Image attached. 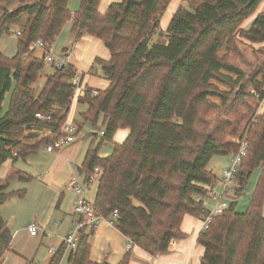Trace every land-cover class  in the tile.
<instances>
[{"label":"trees","instance_id":"1","mask_svg":"<svg viewBox=\"0 0 264 264\" xmlns=\"http://www.w3.org/2000/svg\"><path fill=\"white\" fill-rule=\"evenodd\" d=\"M171 1L117 0L101 12L102 0H79V10L72 12L71 0H0V169L62 140L77 72L70 65L50 67L37 91L46 64L32 47L39 41L54 44L73 23L72 36L94 37L111 53L108 61L97 59L92 70L101 69L109 88L96 97L86 89L78 101L87 110L74 122L77 135L87 124L104 134L83 164L89 176L95 168L103 171L95 211L108 220L118 211L113 225L131 244L153 257L167 254L173 240L185 237L184 219L206 215L197 199L207 197L217 180L208 168L212 159L239 154L247 141V155L234 176L235 200L227 214L213 219L199 235L205 248L200 264H264V110L259 112L264 99V0H186L189 10H179L167 35L162 34L166 44L151 45ZM23 15L27 20L17 36V53L9 58L1 51V39L11 34L9 23ZM122 129L129 135L115 144ZM106 143L114 149L102 157ZM256 171L250 204L240 214L239 199ZM18 179L30 183L34 177L18 170L0 179V264L13 241L1 208ZM26 193L24 189L17 196ZM91 236L81 231L66 264H107L91 261ZM66 251L62 245L51 264H62ZM130 257L129 251L121 264H130Z\"/></svg>","mask_w":264,"mask_h":264},{"label":"crops","instance_id":"2","mask_svg":"<svg viewBox=\"0 0 264 264\" xmlns=\"http://www.w3.org/2000/svg\"><path fill=\"white\" fill-rule=\"evenodd\" d=\"M104 6L105 5H103V0H102L100 6L101 12H106L107 9L109 8L108 6L105 7ZM78 10L79 9H73L72 12H77ZM260 12H264V5L262 6V8H260ZM72 26L70 27L69 30L71 39H69L68 37L66 39V41L69 42L68 45H64V43L62 44L60 42L61 39L59 40V38H57V41L54 43L52 50L54 51L58 46L59 48L57 51L58 53H60L59 54L60 57L68 59L69 65L72 68H75L77 72V76L74 82L79 83L80 90L84 91L86 89L87 90L95 89L98 91H105L106 89L109 88L110 82H108L106 78H103V74L101 71L96 70V72L92 73V70L94 68L93 65L97 59L108 61L111 58V53L106 48L105 44L102 43V41L94 37H91L89 35L88 36L84 35L80 37V39H77L74 36H72L71 34ZM21 30L22 29L11 30V34L14 35L16 34V32H20ZM1 40H2L1 51L3 55H6L9 58L10 57L13 58L14 57L13 55L17 53V48H18L16 40L14 43L10 42V45L9 44L4 45V40L3 39ZM3 50H5L8 54L3 52ZM36 54H38V56L41 55L39 51ZM79 97L80 96L78 95V98L75 100L74 105H72L69 115V122H75L76 120H78L76 119V114H80V116H82V114L85 113V111L87 110V107L78 101ZM78 121H81V119ZM94 136L97 137L98 134L95 133ZM123 136H125V134H123L122 137ZM73 143L63 146L62 149ZM94 145L96 147L99 144L95 143L91 145V147ZM112 145L114 149V144L112 143ZM62 149L55 150L52 152H49L48 149H46V152L60 153ZM106 149L107 147L105 148L104 145L101 147L100 156L103 155V152H105ZM86 154L87 153H85L84 155V159L82 163L80 165H77V168L75 169L76 175H73V177L68 181V187L71 188V191L75 194V196L73 197V201H75L77 195L73 187L70 186V182L76 179L77 183L84 190L83 194L86 201H88L90 204L93 205L95 203V197L99 186H98V181L92 183L89 180V173L86 172V170L83 167ZM59 157H61V155ZM6 164H4L3 167L0 169V171H2V173H0V179H3L9 175L18 172L15 169L14 163L10 170H6L5 167ZM215 176L217 180L221 179L222 177V176L218 177L217 175ZM45 186L46 187H41V185H38L37 187L40 193V201H42V203L45 204L48 203L51 205L44 206V209L42 210L41 213H44L45 215L48 214V216H50L52 212L49 210H52L53 207L52 204L56 203L55 197L59 194V192H57L53 187L49 185H45ZM29 191H31V188L29 189ZM15 192L16 191H12V193L14 194L4 202V206L1 208V215L3 219H4L3 212L6 209L7 217L4 220H6V222L8 223L9 230L13 236L11 251L6 254L2 263L24 264L25 262L27 264V262L32 260V262L35 264V261L38 258V254L41 249L37 248L35 253H32L27 251L28 248L26 247V245L32 240V238L39 236V234L32 236L28 232L29 226L34 225L35 223L39 227L40 232H44L45 239H49L50 236H53L52 239H54V243H56V245L51 246L46 253H43L40 257V260L38 261L40 264H51L52 263L51 261L56 255V253L59 251L60 248H62L65 237L68 236L70 231L74 228L73 226L76 224L77 221L76 216L74 215L73 210H71V216L73 218L72 224L70 220L67 219V217L62 218L59 216L61 220H59V222H55V228L53 229L51 227L46 226L43 218H41V216L39 215V212H37V215L35 213L34 216H32V219H34L33 221L31 219V221L25 222L24 218L16 213V203H11L9 201L11 197H15L17 195ZM23 199H24L23 201H25L26 198L24 197ZM73 204L75 205V202H73ZM57 214L59 215L65 214V216H67L68 212H62L61 208H58ZM201 223H202V219L200 218L197 219L192 216H187L184 219L181 227L183 234H185V237L182 240H173L171 242L172 244L167 254L157 255L153 257L148 253H146L144 250H142L140 247L138 248L134 245H131L129 239L123 236V234L119 230H117L114 227V225L104 222L98 227V229L94 230V232L85 230L87 233L92 234L90 240L92 246L91 261L98 263L106 262L107 264H121L124 261L123 259L125 258L126 254H128L130 251L131 252L130 264H200L203 258L202 256L205 251L204 246L201 245L200 242H198L199 235L201 234L200 230L202 228ZM129 246L132 247L129 248ZM70 253H71L70 249L66 251L65 256L62 260L63 262L62 264L67 263V259Z\"/></svg>","mask_w":264,"mask_h":264},{"label":"rangeland","instance_id":"3","mask_svg":"<svg viewBox=\"0 0 264 264\" xmlns=\"http://www.w3.org/2000/svg\"><path fill=\"white\" fill-rule=\"evenodd\" d=\"M32 1L33 0H26V2H32ZM115 1L117 0H103V5L108 6L109 3L111 4ZM17 5L18 3L13 4V6L10 7V10L16 8ZM168 5H169L168 8L163 12L161 17L162 22H161L160 34H158V36H154V38L151 40L150 43L151 45L166 44L167 40L166 38H162L163 37L162 34H166L167 28H169L174 15H176L177 12L181 9L189 10V6L187 5L186 0H172ZM69 8L71 9V11L73 9H79V0H72L69 5ZM26 20H27L26 15H23L20 18L13 20V22L9 23L10 29L16 30V29L24 28L25 26L24 24ZM254 20H255L254 16L251 17V20L246 23L247 25H245V27L248 28ZM72 25L73 23H69L58 37L59 40L61 39L60 42L62 44L64 43V45H68L69 43L66 41L67 37L71 39L69 30ZM2 39L4 40V45L5 44L10 45V42L14 43L15 40L17 42V45L19 43L16 34L14 35L10 34L9 36H4ZM256 47L259 48L258 46ZM58 48L59 47L57 46L54 51L52 50V52L53 54L59 57L60 53H58L57 51ZM3 52L8 54L5 50H3ZM36 55L38 56V54ZM95 67L98 66L95 65ZM45 69H46L45 72L42 74V79L37 83L36 86L37 91H40V89L44 86L46 75L50 74L53 70L52 68H50L49 65H46ZM98 70L101 71L99 67ZM8 105H9V95L6 97V102L4 104V111L7 110ZM263 110L264 108L261 109V112ZM76 119L78 120L81 119L80 114H76ZM70 123L76 126L74 122H70ZM101 124H102V120H100V122L98 123V127H102ZM95 133L98 134L97 137L94 136ZM123 134H125V136L122 137ZM128 135H129V130L122 129L120 132H118V134L114 138V142L116 144L121 145V143L124 142V140L127 138ZM76 137L77 138L74 141L75 143L63 148L60 153L59 152L47 153L46 149L43 148L38 153L32 155L28 160L26 161L20 160L18 161V163L15 164V169L17 171L22 170L21 172L24 171L23 173H26L29 176H35L34 177L35 179L33 180L35 182L32 181L30 183H24L19 179L13 181L8 191L9 193H12V191H16L15 193H17L18 195L19 191L24 189L28 190V193H26L27 196L26 195L24 196L26 198L25 201H23L24 197L21 198L18 197L17 195L15 197H11L9 200L11 203H16V213L18 215H21L24 218L25 222L31 221L32 216H34L35 213L37 215V212H39V215L41 216V218H43L46 226L51 227L52 229L55 228V222H59V220H61L60 217L62 218L67 217V219L70 220L71 224L73 223L71 210H73L74 213L73 197L75 196V194L71 191V188L68 187V181L73 177V175H76L75 169L77 168V165H80L82 163L84 159V155L85 153H87L91 145L95 143L100 144L103 142L102 141L103 136L101 135L100 130L95 129L89 124L85 125V129L83 130V132L77 135ZM104 146L105 148L107 147V149L105 152H103L102 156L107 157L112 152L113 145L111 143H106L104 144ZM60 155L61 157H59ZM232 159L233 156L231 155H226V157H222V156L214 157L208 167L209 171L212 172L214 175L221 177L222 172L231 165ZM12 165H13L12 161L7 162L5 166L6 170H10ZM0 173H2V171H0ZM258 175H259V171H256V173L251 179V183L247 189L246 194L241 198V200H239L238 207L236 210L240 214H242V212H245V210L250 204L252 197L251 195L256 185L257 182L256 180L258 178ZM38 185H41V187H46L45 185H49L53 187L57 192H59V194L55 197L56 203L52 204L53 206L52 210H49L52 212L50 216H48V214L45 215L44 213H41L42 210L44 209V206H49L51 204L48 203L45 204L42 203V201H40V193L37 188ZM30 188L31 191H29ZM234 195H235V189L233 187L232 190H230L229 192V197L232 200H235ZM58 208H61L62 212H68L67 216H65V214L64 215L57 214ZM3 213H4V219H6L7 217L6 209L4 210ZM33 220L34 219H32V221ZM75 226L76 224L73 227ZM38 233L39 236L32 238V240L26 245V247L28 248L27 251L32 253H35L37 248L41 249L38 254V258L35 261V264H40L38 261L40 260L41 255L43 253H46L51 246L56 245V243H54V239H52L53 236H50L49 239H45L44 232H40L39 229ZM24 264L26 263L24 262ZM27 264H34V263L32 262V260H30L29 262H27Z\"/></svg>","mask_w":264,"mask_h":264},{"label":"built area","instance_id":"4","mask_svg":"<svg viewBox=\"0 0 264 264\" xmlns=\"http://www.w3.org/2000/svg\"><path fill=\"white\" fill-rule=\"evenodd\" d=\"M16 35H21L20 32H16ZM52 43L47 44L43 41H39L36 44L33 45L32 50L35 52V54L39 51L40 56H38L40 59H42L46 65H49L52 68H64L69 66L68 59L58 57L52 52L53 48ZM74 85L76 84V90L74 94V100L78 98V95L80 97H84L85 91L80 90V85L77 82H74ZM82 91V92H81ZM91 94L93 97L98 96V90L92 89ZM79 97V98H80ZM264 108V99L262 100L260 104V109ZM39 119H45L41 114L37 116ZM62 128V140L57 142L54 145H51L48 147V151L52 152L55 150L62 149L63 146L73 143L76 139V135L78 133V127L71 124L69 121H67L64 125L61 126ZM102 135H104L102 133ZM247 149V141H244L241 143L239 154L233 156L231 165L226 168L222 172L221 179H218L215 181L212 186L208 188L209 194L207 197L198 198L197 202H201L206 209V215L204 216V219L201 223V233L207 232L210 229V225L213 222V219L224 216L228 213V210L230 209V205L232 203V199L229 197V192L232 190V187L234 185V176L238 172V169L240 168L241 161L243 157L247 155L246 152ZM103 171H101L99 168L94 169V173L92 176H89V180L93 183L95 181H99ZM70 186L73 187L74 191L76 192V199H75V205H74V215L76 216L77 222L76 226L70 231L68 236L65 237L63 241L64 247H67V250L75 251L78 246V240H79V234L82 230H89L93 231L98 229V227L102 223H110L113 225V222L116 221L119 218L118 211H114L112 214L111 219H106L104 216H101L99 213H97L94 209V204H90L88 201H86L84 197V190L80 185L77 183V180H73L70 182ZM39 227L34 224L29 226L28 232L32 235H38ZM133 245V244H131ZM132 246H129L131 248Z\"/></svg>","mask_w":264,"mask_h":264}]
</instances>
